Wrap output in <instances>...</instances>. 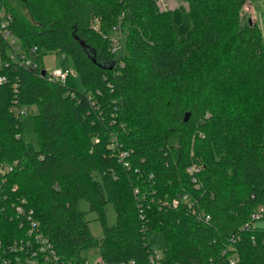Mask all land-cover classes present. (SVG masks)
<instances>
[{"label":"trees","instance_id":"1","mask_svg":"<svg viewBox=\"0 0 264 264\" xmlns=\"http://www.w3.org/2000/svg\"><path fill=\"white\" fill-rule=\"evenodd\" d=\"M22 1L28 21L0 0L10 35L35 65L12 60L0 31V244L25 234L20 205L62 262L81 264L93 250L103 264H150L146 234L157 231L162 264H221L227 237L264 201V44L257 24L240 18L246 0L165 9L160 0ZM47 53L74 75L63 83L40 75ZM13 100L34 107L36 148L23 139ZM117 145L129 151L127 168ZM191 164L200 167L198 187ZM183 193L207 223L187 203L169 205ZM263 238L262 227L240 232L235 264H264Z\"/></svg>","mask_w":264,"mask_h":264},{"label":"built area","instance_id":"2","mask_svg":"<svg viewBox=\"0 0 264 264\" xmlns=\"http://www.w3.org/2000/svg\"><path fill=\"white\" fill-rule=\"evenodd\" d=\"M0 31L2 36L9 43V57L15 62H18L25 67L33 68L34 62L30 57H27L21 51L19 45L15 39L10 35L8 24L11 21V15L8 11H1L0 13ZM118 36L113 35L109 38L110 40V51L112 53H117L120 50V44L117 41ZM34 51V48L30 49V53ZM74 75V71L70 66H60L53 67L49 72H44V76L51 81H58L63 83L67 76ZM4 77L0 76V81H3ZM25 111L18 110V114H21ZM110 144L111 147L115 145V141ZM114 148V147H113ZM117 148V146H116ZM129 152L120 151V148L116 150L117 161L123 167H128L129 163L127 160ZM7 170L10 167H6ZM200 167L191 164L186 168V172L190 176V180L194 183L195 187L200 186L196 182V176L199 172ZM5 168L0 165V177L4 174ZM137 192V188L134 187L133 193ZM187 203V211L192 214L198 221L207 223L209 216L204 214L202 210L196 207H192V204L188 201L187 193H183L179 198H173L169 205L175 207L178 201ZM162 205H167V200L157 201ZM195 202V200H194ZM14 212L19 218V226H23L25 229V234L23 237L13 239L11 242L6 243L5 245L0 244V264H69L68 262H62L58 255L55 252L54 247L50 241L39 231L37 222L31 216V210L25 211L20 205L14 207ZM264 216V207L260 205L250 213L249 217L237 227V229L227 237V243L224 247L220 249L221 255H226V260H222L221 264H235L236 262V251L233 247L234 242L240 238V232L248 231L256 227L253 223L256 220H260ZM250 239L253 240V236H250ZM264 243V238H263ZM161 256L157 253H154L152 250L148 254V261L150 264H162ZM81 264H87L86 259L82 261ZM94 264H103L102 260L98 258ZM210 264H219V262H213V259L210 258Z\"/></svg>","mask_w":264,"mask_h":264},{"label":"rangeland","instance_id":"3","mask_svg":"<svg viewBox=\"0 0 264 264\" xmlns=\"http://www.w3.org/2000/svg\"><path fill=\"white\" fill-rule=\"evenodd\" d=\"M4 1L6 5H8V7L12 9L23 20L25 21L29 20L28 13L25 9V6L22 0H4ZM184 3H185L184 0H160L158 2V6L160 9H165L169 7H174L178 4L184 5ZM240 18L243 19V21L250 19L251 21H254L257 24L259 31H260V35H261V40L264 44V0H246L240 9ZM187 19H188V15H187V12L185 11L182 13V20L186 21ZM113 35L118 36L117 41L118 43H120L121 37L119 33H114ZM113 35H110V37ZM7 54L9 55L8 51H7ZM68 61H69V58H68ZM41 65H42V69H44V72L45 70L46 72H49L51 68L53 67L55 68L60 67L58 55H55L54 53H47L43 55L41 58ZM13 109H14L15 114H18V110L25 111L16 116H19L20 118L23 139L26 142H29L34 148H36L37 142L35 138L32 119L30 117L31 116L30 114L34 112V107L33 106L31 107L29 106L27 108L24 106L19 107L17 105V102L13 100ZM112 137H115L116 139V136H111L110 141ZM119 148L120 146L117 145L116 150H118ZM123 150L128 151L126 150V148L121 147L120 151H123ZM77 207L86 212L85 218L87 220V225H88L91 235L95 238H100L101 237V227H100L98 220L95 218V214L93 212L87 211V204L84 200H80L77 203ZM260 207H264V201H262V203L260 204ZM104 216L108 224H112L114 222V210L110 203H106L104 206ZM253 224L257 227L264 228V216L260 220L254 221ZM146 237H147V241L149 243L151 250L154 253L161 255L162 248H163V240H162L160 232H157V231L148 232L146 234ZM85 256H86L87 264H94V262L99 258L96 252L93 250H88L85 253Z\"/></svg>","mask_w":264,"mask_h":264},{"label":"water","instance_id":"4","mask_svg":"<svg viewBox=\"0 0 264 264\" xmlns=\"http://www.w3.org/2000/svg\"><path fill=\"white\" fill-rule=\"evenodd\" d=\"M251 22L250 19H247V23L249 24ZM40 75H44V69H41L40 70ZM186 116H187V112L184 113V117H183V120L186 119Z\"/></svg>","mask_w":264,"mask_h":264}]
</instances>
